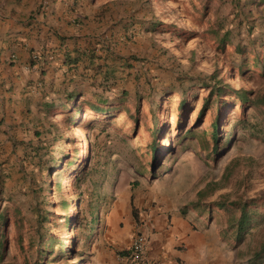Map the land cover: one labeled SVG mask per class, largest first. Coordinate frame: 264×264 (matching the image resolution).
Listing matches in <instances>:
<instances>
[{
    "label": "rangeland",
    "instance_id": "1",
    "mask_svg": "<svg viewBox=\"0 0 264 264\" xmlns=\"http://www.w3.org/2000/svg\"><path fill=\"white\" fill-rule=\"evenodd\" d=\"M74 4L84 60L0 135V264H98L116 216H182L193 264H264V0Z\"/></svg>",
    "mask_w": 264,
    "mask_h": 264
},
{
    "label": "crops",
    "instance_id": "2",
    "mask_svg": "<svg viewBox=\"0 0 264 264\" xmlns=\"http://www.w3.org/2000/svg\"><path fill=\"white\" fill-rule=\"evenodd\" d=\"M78 5L74 0H0V135H10L12 127L24 121L28 107L44 99L51 82L84 60L85 40L90 38L88 31L74 24L86 12ZM34 53L39 59L33 58ZM74 57L80 61L74 62ZM171 222L164 235L146 230L153 264H193L191 248L179 247L191 243L185 219L173 216ZM133 223L116 216L98 264H121L134 235Z\"/></svg>",
    "mask_w": 264,
    "mask_h": 264
},
{
    "label": "built area",
    "instance_id": "3",
    "mask_svg": "<svg viewBox=\"0 0 264 264\" xmlns=\"http://www.w3.org/2000/svg\"><path fill=\"white\" fill-rule=\"evenodd\" d=\"M38 53L33 54L37 60ZM151 236L148 231L140 229L133 235L129 249L120 257L121 264H153L154 260L150 252Z\"/></svg>",
    "mask_w": 264,
    "mask_h": 264
},
{
    "label": "trees",
    "instance_id": "4",
    "mask_svg": "<svg viewBox=\"0 0 264 264\" xmlns=\"http://www.w3.org/2000/svg\"><path fill=\"white\" fill-rule=\"evenodd\" d=\"M222 39L223 38H221V40ZM240 67H242V65H240ZM217 91H218V94H222V92L224 91V89H223V87L219 86V87H217ZM74 97H75V95L72 92H70L68 94V100L69 101H73V98ZM237 97L239 99H241V101H243V100L246 99V96L243 93H239V95ZM81 102L84 103V101H81ZM97 103L98 104H104L103 103V99H102V101H98ZM85 104H87L89 107H91L93 109H103L98 104H93V103H90L88 101L85 102ZM218 133H219V125H218V123L217 124L215 123L213 125L212 133H211V136L215 140V142H217L219 140V134ZM227 206H228V204L226 202H220V203H217V205H216L217 208H221V207L222 208H226ZM201 212H203V208L202 207H197V213H201ZM96 214L97 213H95V215ZM249 215H250V213L248 212V209H246V207H242V211H241L240 218L236 222V226H237L236 231H235V235L236 236L242 235L249 228V221H248ZM0 217L2 219L4 217V214H0ZM92 224L93 223H91V225ZM92 230H94V227H93Z\"/></svg>",
    "mask_w": 264,
    "mask_h": 264
}]
</instances>
